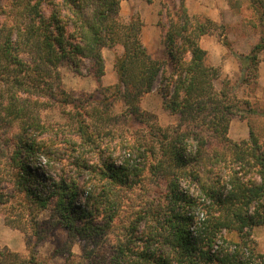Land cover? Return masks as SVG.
Wrapping results in <instances>:
<instances>
[{
	"label": "trees",
	"instance_id": "obj_1",
	"mask_svg": "<svg viewBox=\"0 0 264 264\" xmlns=\"http://www.w3.org/2000/svg\"><path fill=\"white\" fill-rule=\"evenodd\" d=\"M123 1L0 0V14L10 17L0 23V122L20 126V134L11 141V162L18 167L12 183L28 204L34 234L38 236L37 214L55 199L57 211L71 227L74 222H83L98 235L112 230L124 194L143 182L130 177L131 169L140 177L148 168L153 178L160 177L151 179L148 191L154 199L148 195L139 205L137 225L130 227L131 232L126 226L122 228L127 230L124 239L107 264H264V254L246 257L238 247L232 251L218 245L224 232L245 234L264 226V144L253 130L249 140L236 143L230 139L231 120L239 114L240 100L216 90L214 83L222 71L206 65L207 51L200 44L202 37L222 27L208 17L190 15L185 0H181L178 15L167 12L169 25L163 39L167 61L155 60L143 42L141 17L122 20ZM257 7L263 10L264 18V0L258 1ZM222 42L232 50L226 38ZM118 46L123 53L114 63L117 84L100 85L89 97L97 107L91 113L76 114L78 125L72 127L76 136L67 144L74 152L70 159L76 171H88L92 177L87 205L78 207L77 180L52 177L51 164L58 162L53 157L59 154L50 147L64 149L58 139L40 137L48 127L42 124L39 109L47 108V103L39 104L36 99L48 97L59 105L70 104L55 99L62 93L55 86L60 81L59 68L74 66L78 75L88 73L100 81L105 73L103 49ZM262 51L264 36L250 54L238 55L243 83L249 85L257 79ZM159 78L164 108L179 115L181 124L176 129L152 124L149 130L156 140H129L120 152L128 158L117 161L109 151L113 139L111 130L105 129L109 116L99 108L101 97L112 91L116 94L113 100L122 98L129 114L139 117L142 98L154 90ZM156 152L161 156L156 157ZM134 158L141 160L143 168H133ZM40 159L45 165L37 163ZM207 167L211 168L208 174L216 172L212 183L202 181ZM3 182L6 179H0V206L11 200L1 189ZM184 184L197 188L201 197L184 190ZM103 214L106 225L102 228L95 223ZM20 217H7L5 222L23 230L15 225ZM142 223L147 229L138 232ZM0 264L37 263L0 247Z\"/></svg>",
	"mask_w": 264,
	"mask_h": 264
},
{
	"label": "rangeland",
	"instance_id": "obj_2",
	"mask_svg": "<svg viewBox=\"0 0 264 264\" xmlns=\"http://www.w3.org/2000/svg\"><path fill=\"white\" fill-rule=\"evenodd\" d=\"M180 1L172 0L168 3L161 1L155 5H150L144 0H126L121 4L123 21L127 22L131 16L139 15L143 22L147 21L149 27L155 26L157 22L156 26L160 27L161 34L155 36L150 33L147 45L149 54L155 60L167 61L163 44L165 32L169 25L167 12L171 13V15H178L181 6ZM225 1L226 8L223 7L224 4L222 2L215 1V4L212 3L213 8L219 9L217 24L222 28L216 30L213 35H206L208 39H214L213 43L207 44L209 49L215 52V47L218 45L219 48L226 51V55L223 56L222 60L225 62L227 60L228 73H224L222 68L219 67L222 73L220 78L214 83L215 88L218 92L226 91L240 100L239 114L231 120L230 139L236 143L249 140L250 130H253L260 142L264 144V83L260 80L257 81V79L253 80L249 85L243 83L244 76L238 60V55L250 54L252 49L259 43L261 37L264 36V18H262L261 14L263 10H259L257 7L258 1L261 0H230V4L229 0ZM188 2L191 5L189 9L190 15H204L194 14V10L198 9L200 3H204L203 0H188ZM163 5H165V8ZM160 13L161 16L159 15ZM157 17L158 21H155ZM6 19L9 21L10 17L7 18L6 15L1 13L0 23H3ZM224 38L227 39L232 50H229L223 44L222 39ZM202 39L203 37L200 44L204 49ZM122 53L123 49L120 46L114 49H103L105 73L100 81L93 76H88L85 69H83V73H86V75L80 76L74 66H61L58 70L60 81L54 83L62 93H58L55 99L62 102L65 100L71 101L70 104L63 102L64 104L59 105V103H55V100L50 101L48 97L43 100L34 98L39 104L47 103V108L45 106L39 109L41 122L48 127L40 137L46 139V141H56L58 139L60 141L59 147L64 149L63 151H58L57 147H50L59 154L58 157L55 155L53 157L58 162L55 163L56 165L51 164L52 177L53 179H60L63 176L65 179L77 180L79 195L76 205L78 207L85 208L87 205L86 198L89 196L87 186L90 185L89 181L92 177L87 173L88 171H76L75 164L70 159L74 152L72 147L70 148L67 144L70 139H75L76 136L72 128L78 125L76 114L78 112L80 114L91 113L93 108L97 107L96 104L90 103H93V101L89 97L97 93L100 85L107 88L114 87L117 84L118 79L114 71V63L116 57ZM26 59L29 58L26 57ZM212 62L213 58L206 59V65L210 67H214L211 65ZM167 71H171L170 66H168ZM160 88L161 78L156 82L154 90L142 98L139 105V117L135 118L129 114L128 105L122 98L113 100L112 95L115 96L116 94H113L112 91L104 93L105 96L101 97L103 103L99 108L102 112H107L110 119L105 129L111 130L113 139L109 144V151L118 159L117 161H123L125 156L128 158L127 153L124 155V152H120L123 151L122 147H125L129 140L133 142L136 139L145 138L149 141L156 140L157 136L155 137V134L149 130L152 124L158 122L163 129H176L181 124L179 115L170 114L164 108V100L160 93ZM81 100H83L82 104L84 106L78 110ZM107 101L109 102L107 103ZM20 132V126L17 122L7 120L0 122V179H6V182L1 185V189L8 197H11L9 203L0 206V247H8L10 250L21 254L28 261L35 259L37 264H67L68 260L70 264H107L117 244L124 239L125 232L127 230L131 232L132 228L130 227L137 225L135 224L138 221L135 213L138 211L139 205L147 201L148 195L151 200L154 199V194L148 191L152 187L151 179H160V177L153 178L148 168L144 170L140 177L134 176L135 171L131 169L130 177L142 179L141 181L143 182L133 191L124 194V199H121L123 205L119 211L118 218L112 224V230H108L102 235H98L96 231L91 227H87L83 222H74L71 227L70 222L62 219L57 211V200L55 199V201H51L47 209L37 214L38 236L36 237L34 225L29 221L32 216L27 210L28 204L23 194L12 183L13 179H16L15 175L18 172V167L11 162V149L13 146L11 141ZM123 140H125V143ZM67 149H69V152ZM160 156L161 152H156V157ZM37 163L45 165L46 162L40 159ZM141 163V160L136 158L131 162L133 168L138 167V169L139 167L143 168ZM206 169L207 174L201 176L202 181L203 183H212L216 180V172L213 171L208 174V170H211V168L207 167ZM188 184H184L183 189L190 191L191 195L195 197H201L199 190L193 186L189 188V185L192 184ZM84 186L86 190H84ZM152 189L155 190L154 188ZM18 214L21 215L20 222L15 225H20L24 228L23 230L12 227L5 222V218ZM103 217L104 214L101 216L100 221L95 223L102 228L106 225ZM125 226L127 230L122 229ZM138 229V232L143 231L147 229V225L142 223L138 225ZM224 240L227 242H224ZM218 245L232 251L238 247L242 249V253L246 257H250L252 253L263 255L264 226L255 227L245 234H240L237 231L224 232L223 238L219 240ZM256 264H260V262L256 261Z\"/></svg>",
	"mask_w": 264,
	"mask_h": 264
},
{
	"label": "crops",
	"instance_id": "obj_3",
	"mask_svg": "<svg viewBox=\"0 0 264 264\" xmlns=\"http://www.w3.org/2000/svg\"><path fill=\"white\" fill-rule=\"evenodd\" d=\"M140 1H142V0H140ZM161 1L168 3V2H171L172 0H153L152 3H148L147 2V4L155 5V4H157V2H161ZM215 1L222 2V4H224L223 7L226 8L225 7V3H226L225 0H203L204 3L203 4L200 3L198 9L194 10V14H204V15H201V16L208 17L212 21L217 23L218 22V16L217 15H218V10L219 9L212 7V3H214ZM185 4H186V7H187L188 12H189V9H190V6H191L190 2H188V0H185ZM229 4H230V0H229ZM156 20L158 21V17L155 19V21ZM144 23H145V25H144V28H143V42H144L145 47H147V45L149 43L148 41L150 39L149 38V34L153 33L155 36H157V35L161 34V29H160V27L156 26L157 22L155 23V26H150V27H149V24L147 23L146 20L144 21ZM150 28H152V29L150 30ZM211 42L213 43L214 39H211V38L208 39L206 36H204L203 39H202V44L204 46V50L207 51V58L208 59L213 58V62L211 63L212 66L221 67L222 71L224 73H228L227 60H226V62L222 60L223 56L226 55V51H223V49L219 48L218 45H217L215 47L216 48V51H215L216 53H215L213 50H211V49H209L207 47V44L211 43ZM146 49H147L148 53H150L149 52V48L147 47ZM259 61H260V63H259V67H258L257 81L260 80L262 83H264V76H263L264 51H262L261 54L259 55ZM224 62H225V64H224ZM228 62H229V58H228Z\"/></svg>",
	"mask_w": 264,
	"mask_h": 264
}]
</instances>
